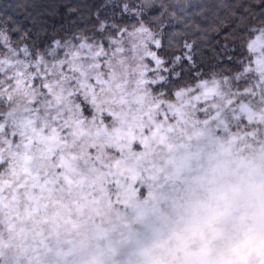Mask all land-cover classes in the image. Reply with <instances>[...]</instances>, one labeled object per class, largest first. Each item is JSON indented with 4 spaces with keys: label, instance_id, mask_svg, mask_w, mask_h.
I'll list each match as a JSON object with an SVG mask.
<instances>
[{
    "label": "snow or ice",
    "instance_id": "1",
    "mask_svg": "<svg viewBox=\"0 0 264 264\" xmlns=\"http://www.w3.org/2000/svg\"><path fill=\"white\" fill-rule=\"evenodd\" d=\"M0 264H264V0L0 5Z\"/></svg>",
    "mask_w": 264,
    "mask_h": 264
},
{
    "label": "trees",
    "instance_id": "2",
    "mask_svg": "<svg viewBox=\"0 0 264 264\" xmlns=\"http://www.w3.org/2000/svg\"><path fill=\"white\" fill-rule=\"evenodd\" d=\"M4 3H12V0H0V5Z\"/></svg>",
    "mask_w": 264,
    "mask_h": 264
}]
</instances>
